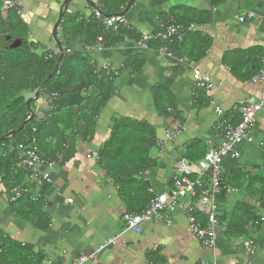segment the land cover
<instances>
[{
    "label": "crops",
    "instance_id": "0c3cea01",
    "mask_svg": "<svg viewBox=\"0 0 264 264\" xmlns=\"http://www.w3.org/2000/svg\"><path fill=\"white\" fill-rule=\"evenodd\" d=\"M57 1H22L28 13L23 20L29 27L27 35L38 51L46 52L53 47L51 27L58 12ZM263 5L264 0H156L154 5L148 0H138L124 16L134 36L155 31L167 16L182 26H194L190 33L197 37L193 39L189 34L182 45L168 46L171 57L158 56L156 47L138 50L132 38L111 47L103 44L101 52L89 54L83 53V45L66 42L63 50L80 54L74 64L79 76L84 75V67L103 63L123 68L134 56H138L135 61L141 66L134 73L135 67L122 70L114 79L112 96L95 117L88 135L84 139L78 135L70 137L72 154L62 162L56 159L49 169H41L49 173L51 181L41 188H32L31 194L40 197V202L31 205L24 198L20 203H9V190L0 182V235L26 247V261L41 257V264H70L77 256L94 252L108 238L123 232L122 215L142 210L146 198L151 197L148 189L154 193L167 191L176 163L180 159L195 162L184 157L193 152V145L200 143L205 153L207 141L218 143L213 129L217 120L214 107L191 87L194 70L210 77L215 85L212 100L232 124L239 120L236 101L258 100L263 93L261 85L250 82L260 70L264 56V22L258 18ZM66 9L67 13L85 17L93 10L83 0H73ZM247 12H254L257 17L238 22L237 18ZM154 98H160L159 105L169 116H163L156 108ZM84 106L82 91L67 92L55 100L42 96L31 104L36 119L54 107L63 116V111L77 112ZM119 119L145 123L154 141L147 152L152 165L133 177L147 184L143 193L135 192V185L129 186L125 193L107 177L99 163L98 153L109 137L112 122ZM169 126H183L185 130L172 142L165 141L161 149L156 148L155 142L164 140ZM47 143L53 149L54 139ZM262 143L264 106L256 115L252 141L239 143L235 147L236 158H225L221 164V185L227 194L221 191L216 204L217 217L225 223L226 231L219 234L213 250L203 248L188 231L181 213L175 212L169 226L145 222L138 235L124 232L97 254V263L197 264L203 259L221 264H264ZM141 150L142 147L134 146L131 151L137 156ZM127 168L135 167L129 163ZM18 180V185H28L26 175ZM250 219L257 220L259 225L248 227ZM244 241H251L253 250L243 249ZM16 258L15 254L6 255L1 264H9Z\"/></svg>",
    "mask_w": 264,
    "mask_h": 264
},
{
    "label": "trees",
    "instance_id": "16d2710c",
    "mask_svg": "<svg viewBox=\"0 0 264 264\" xmlns=\"http://www.w3.org/2000/svg\"><path fill=\"white\" fill-rule=\"evenodd\" d=\"M148 1L151 5L156 4V0ZM127 2L128 0H96L94 4L99 7L103 14L113 15L123 10ZM86 6L90 7L87 4ZM60 27V45L62 47L66 42H76L81 45L90 44L95 40V37L101 34V30L94 21L92 13L85 17L78 13H67L66 9V14ZM28 29V24L23 22L13 10L8 13L5 19L0 16V137L11 130L18 129L26 120L29 115L28 108L25 105L26 95L29 92L32 94L40 84L44 83L41 97L43 96L47 99L52 94L61 97L67 92H79L83 88L90 86L93 89L92 92L84 95L85 106L82 110L72 112L69 109L63 111V116H60L57 114L60 110H56L54 107L50 111L43 112L42 118L36 119L34 117L23 130L0 142V182L7 190L18 185L20 177L22 178L24 175L27 177L25 172L15 168L19 146H26L33 137L39 147L42 158L47 159L48 157L45 155H48V160L51 161H56L59 158L60 162L66 160L73 152L68 142L70 137L78 135L81 139H84L88 135L89 128L94 125L95 117L113 93L114 79L101 74L96 77L92 71L93 66L84 67V75H78L74 64L79 61L80 54L68 53L63 50V55L60 59L58 54L45 59L48 56V52L38 51V47H35V44L31 42L28 44L29 50L2 49L3 42L9 38H27ZM125 33L126 31L122 29L117 34L105 33L103 38L104 46L118 45L122 42ZM133 34V31L127 33L130 38L137 39L139 34L135 36ZM189 34L193 39L197 37L194 33H188L186 37ZM186 37L183 42H175L173 45H182ZM157 46H159L158 43L152 44V47ZM133 58V60H128L123 64V70L132 67H135L133 73L139 70L141 64H136L135 61L138 56ZM58 59L60 61L57 72L52 76L51 74ZM154 101L155 105H157L156 108L162 111L163 116H169L166 110L162 109L163 106L159 105L161 102L160 98H154ZM61 122L63 124H60ZM59 125L63 127L61 130ZM31 129H34V133L31 132ZM67 131L69 133L66 135ZM150 133L149 126L142 122L129 119L113 121L109 137L103 144L102 150L98 153L99 163L102 164L103 171L124 192L132 185L136 186L135 192L143 193L147 189V184L135 181L133 177L140 170L152 165L147 156V152L154 144ZM50 139L55 141L53 149H50L47 143ZM134 146H139L140 149L142 147L141 154L135 156L131 151ZM193 146V152H188L184 157L197 161L201 159L204 153L200 143H196ZM44 151L47 152L43 153ZM129 163H133L135 168H127ZM126 183L129 184L126 185ZM148 201L149 198L147 197L144 205ZM41 218H43V215ZM42 221L45 223L44 220ZM26 251V247H20L0 235V264L6 258V255L9 254L18 256L16 260L9 262V264H41V257H36L33 261H26L28 257Z\"/></svg>",
    "mask_w": 264,
    "mask_h": 264
},
{
    "label": "built area",
    "instance_id": "2783aa9c",
    "mask_svg": "<svg viewBox=\"0 0 264 264\" xmlns=\"http://www.w3.org/2000/svg\"><path fill=\"white\" fill-rule=\"evenodd\" d=\"M13 10L23 21L28 18L22 0H0V16L6 18L8 13ZM93 19L101 30V34L95 37V40L82 46L84 54L90 52H101L103 47V38L105 33L111 32L117 34L119 30L126 31L123 41L130 37L128 32L132 28L128 25L124 16L105 15L99 11L92 10ZM254 12H247L244 16H239L237 21L243 23L247 20L256 18ZM264 22V5L258 16ZM194 26H182L171 16H167L160 21L158 28L152 32L141 33L134 40L133 45L138 50H148L152 44L158 43L159 46L154 48L158 56L171 57L168 46L173 43H181L188 33L193 31ZM264 39V29H263ZM48 56L45 59L54 56L57 53L56 48L52 47L47 50ZM260 70L251 77V83H257L263 87V93L258 100L248 98L238 100L235 104V110L238 112L239 120L232 124L223 117V111L215 106L212 100L214 83L207 75L198 70H194L191 75L192 89L200 91L207 104L214 107V113L217 118L214 124V132L218 143L207 141L206 152L202 158L190 162L186 159H180L175 166V172L171 177V187L162 193H154L148 189L151 195L147 204L142 210L134 213H124L122 221L124 231L108 238L104 244L86 255L77 256L70 264H98L96 256L106 247L110 246L115 240L122 237L124 232L140 234L141 225L145 222H161L169 226L171 224V215L180 212L186 227L190 234L199 242V244L209 250L216 246L218 236L226 231L225 223L217 217V196L221 191L227 194L225 187L221 185V164L225 158H236L235 147L241 142L252 141V131L255 126L257 113L264 106V56L260 60ZM123 68H116L110 64L103 63L93 67V74L98 77L100 74L105 77L116 79L119 77ZM92 87L83 88L81 91L84 95L92 92ZM57 95L52 94L48 99L55 100ZM170 110H168L169 112ZM183 126H169L164 132V140H157L155 147L161 149L164 142H172L184 132ZM34 133V129H31ZM264 156V143L261 144ZM54 161L44 159L35 139L32 137L29 143L24 147H18V156L15 168L27 174L28 185H16L9 190L8 201L11 204L20 203L24 198L28 199L31 204L40 202V197L32 195V188H41L43 185L50 183L49 173L43 172L42 168H51ZM264 170V157L262 162ZM235 191V190H231ZM248 227H257L259 222L250 219L246 224ZM241 246L247 251L253 250L251 241H244ZM150 249H155L151 247ZM197 264H221L216 261L199 260Z\"/></svg>",
    "mask_w": 264,
    "mask_h": 264
},
{
    "label": "water",
    "instance_id": "95a60500",
    "mask_svg": "<svg viewBox=\"0 0 264 264\" xmlns=\"http://www.w3.org/2000/svg\"><path fill=\"white\" fill-rule=\"evenodd\" d=\"M72 1L73 0H61L59 7H58L57 15H56L55 20H54L52 27H51L52 46L54 48H56L57 53L59 55V59L63 55V47L60 45V40H59V35H58V27H59V24H60L65 12H66V8L68 7V5ZM137 1L138 0H128L127 4L123 8V10H121L119 13H116L113 15L126 16L127 13L130 11V9L132 8V6ZM83 2L86 3L88 6H90L92 9L102 13V11L99 9V7L97 5H95L91 0H83ZM29 43H30V37L29 36H27V38H25V39L9 38L5 42H3L2 49H6V50H18V49L29 50V45H28ZM59 59L55 63L53 72L51 74L52 76L57 72L58 64L60 61ZM43 84L44 83L40 84V86L32 94L26 95L25 105L28 108V113H29L26 120L21 124V126L18 129L11 130V131L7 132L6 134H4L3 136H1L0 142L12 137L16 132L23 130L24 127L33 120V118L35 117V112L31 108V104L33 102L38 101L41 98V91H42Z\"/></svg>",
    "mask_w": 264,
    "mask_h": 264
},
{
    "label": "rangeland",
    "instance_id": "374dc122",
    "mask_svg": "<svg viewBox=\"0 0 264 264\" xmlns=\"http://www.w3.org/2000/svg\"><path fill=\"white\" fill-rule=\"evenodd\" d=\"M22 1H23V0H22ZM58 2H59V4H60L61 0H60V1H57V4H58ZM58 7H59V5H58ZM28 94H31V93L29 92Z\"/></svg>",
    "mask_w": 264,
    "mask_h": 264
}]
</instances>
